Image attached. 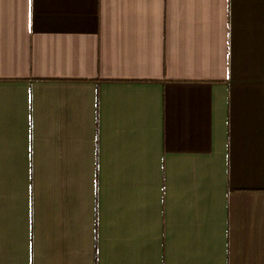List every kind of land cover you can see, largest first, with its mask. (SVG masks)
<instances>
[{"label":"crops","instance_id":"0c3cea01","mask_svg":"<svg viewBox=\"0 0 264 264\" xmlns=\"http://www.w3.org/2000/svg\"><path fill=\"white\" fill-rule=\"evenodd\" d=\"M0 264H264V0H0Z\"/></svg>","mask_w":264,"mask_h":264}]
</instances>
